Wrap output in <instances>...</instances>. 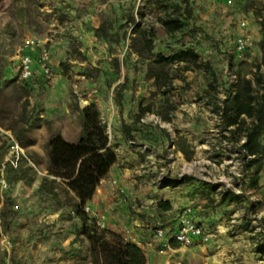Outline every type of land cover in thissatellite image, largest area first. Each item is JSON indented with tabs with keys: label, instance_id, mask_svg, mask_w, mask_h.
Listing matches in <instances>:
<instances>
[{
	"label": "rangeland",
	"instance_id": "rangeland-1",
	"mask_svg": "<svg viewBox=\"0 0 264 264\" xmlns=\"http://www.w3.org/2000/svg\"><path fill=\"white\" fill-rule=\"evenodd\" d=\"M177 4L184 14H178L184 20V29L173 37L160 38V32H166L161 19L173 14ZM262 18L264 0H0V264L21 262L17 223L22 204L21 180L33 188L40 179L38 194L31 196L36 201L32 202L34 205L47 204V193L73 205L70 190L43 169L49 160L48 144L54 136H62V131L67 130L73 137L78 127L82 136L83 110L87 107H82V101L90 89L100 93L99 86L104 83L113 89L116 99L118 92L132 88V76L141 63L145 70L152 69L162 79L171 76V83L161 94L166 92L172 98L181 90L191 92L192 79L197 81L204 73L210 75L217 67L215 74L210 75L213 83L198 93L215 96L209 99L215 104L219 92L215 91L225 88L228 72H235L240 79L255 80L262 60ZM242 23L246 25L242 27ZM138 24L140 28L135 29ZM259 26L260 36L253 39V46L238 53L239 32L252 33ZM30 38L42 44L34 54L46 49L50 64L51 60L59 64L57 70L52 68L50 76L43 74L40 84L37 81L31 86L19 77L20 50L25 49ZM187 51L196 57L176 59ZM136 56L144 60L136 61ZM216 74H220L221 84ZM86 80L90 81L88 87ZM97 99L95 92L90 105L97 106L102 119ZM206 102L207 98L203 99ZM210 118L208 115L210 131L203 143L214 139ZM16 144L21 148L19 161L12 150ZM201 144L192 149L181 142V155L175 142L176 163L166 171L175 183L162 189L195 180L191 175L182 179L179 176L185 163L200 155L206 157L197 151ZM261 164L260 171L258 164L246 169L244 194L238 197L229 195L223 200L211 186L195 180L204 189L202 224L213 232L214 238L209 244L177 252L160 254L157 249L163 258L158 264L166 260L172 264H264V156ZM161 225L155 223L152 229ZM77 239L81 241L82 256L76 264H91L86 239L79 234Z\"/></svg>",
	"mask_w": 264,
	"mask_h": 264
},
{
	"label": "crops",
	"instance_id": "crops-1",
	"mask_svg": "<svg viewBox=\"0 0 264 264\" xmlns=\"http://www.w3.org/2000/svg\"><path fill=\"white\" fill-rule=\"evenodd\" d=\"M139 28L140 26L136 29ZM252 31L253 34L250 32H239V34L250 33L255 40L260 36V26ZM173 36L168 35L167 32L159 34L160 38ZM149 48L152 50L153 44L150 43ZM135 60L144 59L136 56ZM221 66L222 64L218 65L219 68ZM51 67L57 70L59 64L51 60ZM216 69L217 67H214L210 73L215 74ZM210 75L204 73L197 81L192 79L191 83L194 82V85L191 92L186 93L187 91L181 90L171 98L165 95L166 92L161 94V91H165L166 86L171 83V76L162 79L152 69L145 70L139 63V68L135 69L131 79V89L118 92L115 99L113 89H108L102 83L99 86L100 93L94 88L90 89L82 101V107L85 108L90 105L95 92L98 94V106L102 119L105 120L110 146L117 154L116 163L101 181L92 200L86 205L91 211L88 215L98 223L100 217H105L102 221L105 223V229L121 234L127 242L141 247L146 254L148 264H158L163 260L158 254V246L154 241L152 227L155 223L162 224L161 226L168 231L173 230L178 212L190 204H193L195 219L202 223L200 213L203 208L204 189L200 183L187 179L174 188L158 189L153 185V180L158 168L161 167L156 156H163L172 140H176L178 148L183 142L192 149L206 140V134L210 131L207 117L213 112L214 107V102L209 99L212 100L215 96L206 94L202 96L198 93L201 88L213 83L214 79L212 80ZM42 76L43 72L38 68L30 80L20 79V81L29 86L36 84L37 81L40 84L44 80ZM216 77L221 84L220 74H216ZM223 79H225L224 75ZM89 82L86 80L84 84L88 87ZM219 90L220 88H217L215 92ZM205 98H207L206 104L203 103ZM148 114L160 116L170 125L171 131L142 124L141 118ZM80 132L78 127L75 136L70 137L68 131L63 130L62 136L74 143L79 140ZM131 139L136 140L139 145L149 146L156 155L143 154L136 148L129 147L127 142ZM33 147L37 150L35 146ZM179 150L183 155L184 151L181 148ZM48 164L49 160L46 159V168L43 169L45 174L48 173ZM55 180L60 181L67 188L61 179ZM113 181L117 183L113 184ZM20 184V187H23L19 191L22 204L17 218L21 232L20 264H76L82 256L79 252L81 241L77 237L83 224L75 212V205L79 203L76 195L70 191L73 196L72 206L59 201L53 193L45 194L49 197L47 204L34 205L32 202L36 201L31 196L38 194L40 179L33 188L25 185L22 180ZM43 193L39 192V194ZM160 202L168 203L170 209L167 211L160 209L158 207ZM84 244L87 249L89 247L87 240ZM171 247L175 252L185 248L175 241L171 242Z\"/></svg>",
	"mask_w": 264,
	"mask_h": 264
},
{
	"label": "trees",
	"instance_id": "trees-1",
	"mask_svg": "<svg viewBox=\"0 0 264 264\" xmlns=\"http://www.w3.org/2000/svg\"><path fill=\"white\" fill-rule=\"evenodd\" d=\"M181 11L180 5H174L173 14H166L161 19L168 35L183 31L184 20L178 16L184 15ZM138 27L139 24L135 29ZM261 30L262 60L256 78L241 79L235 96L229 100L225 110L226 125L236 126L235 134L246 136L244 147L250 155L255 156L247 168L258 164V171L262 167L261 157L264 156V18L261 20ZM191 55L196 57L194 52L187 51L176 56V59L183 61V57ZM255 87H258V92ZM48 157V174L61 179L79 200L75 208L83 223L79 235L89 244L91 264H148L141 247L127 242L121 234L101 229L96 219L91 218L84 210L117 161V154L110 146L107 127L95 104L83 110L80 139L73 143L61 135L54 136L48 144ZM229 195H225L223 200ZM158 207L164 211L170 209V205L165 202H160Z\"/></svg>",
	"mask_w": 264,
	"mask_h": 264
},
{
	"label": "built area",
	"instance_id": "built-area-1",
	"mask_svg": "<svg viewBox=\"0 0 264 264\" xmlns=\"http://www.w3.org/2000/svg\"><path fill=\"white\" fill-rule=\"evenodd\" d=\"M245 25V23H242V27ZM252 46L253 38L247 33L241 34L236 41V51L240 54ZM38 47H42L40 41L30 38L27 40L25 49L20 50L19 77L23 81L30 80L36 74L38 68L46 76L52 74L49 52L43 49L40 54H34L33 52ZM240 81L241 79L235 72H228L225 88L219 90L213 112L209 114L211 117L210 123L212 124L211 132L214 139L210 143H202L197 146V151L200 150L201 154L205 153L206 157L200 155L193 162L185 163L179 176L182 179L191 175L195 180L213 187L221 198L228 194L233 196L244 194L246 169L248 163L255 158L244 147L247 141L246 136L235 134L236 126L226 125V106L229 100L235 96ZM141 123L171 131L170 125L156 114H148L142 117ZM127 144L129 147L136 148L143 154H154V151L149 146L144 144L139 145L136 140H128ZM174 149L175 142L172 140L165 154L163 156H156L159 163L164 165V167L158 170L153 180V185L158 189L171 186L175 183V180L166 172L168 169H172L176 163L173 153ZM12 150L16 161H19L21 148L16 144L12 146ZM219 160L221 161L217 167ZM116 183V181H113V184ZM84 210L87 214L91 213L88 206ZM104 219L105 217L99 218L98 226L101 229H105V223L102 222ZM175 221L173 230L168 231L162 226H157L153 230L154 241L158 246L160 254H166L169 250H172V241H175L181 247L190 248L195 245L209 244L214 238L213 232L206 225L195 219L193 204L185 206L180 210ZM162 264H172V262L166 260Z\"/></svg>",
	"mask_w": 264,
	"mask_h": 264
}]
</instances>
